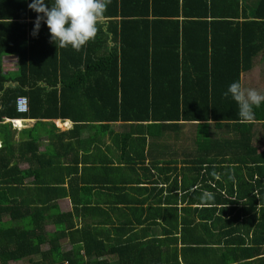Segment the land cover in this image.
I'll return each instance as SVG.
<instances>
[{
    "label": "trees",
    "instance_id": "obj_1",
    "mask_svg": "<svg viewBox=\"0 0 264 264\" xmlns=\"http://www.w3.org/2000/svg\"><path fill=\"white\" fill-rule=\"evenodd\" d=\"M9 2L19 5L22 17L25 10L36 16L28 7L31 0H0V8ZM48 2L50 7L52 0ZM105 17L95 41L79 52L57 47L42 21L40 39L33 37L29 51L33 68L21 71L20 87L0 96V264L24 259L29 264H87L80 250L87 255L107 246L92 239L90 226L75 227L71 213L57 209L56 199L67 195L61 186L65 175L54 179L45 169L51 173L61 162L38 151L36 134L31 142L16 143L4 118H68L73 128L96 120L150 118L163 122L156 125L160 133L180 127L181 120H211L236 137L222 140V151L231 142L230 151L237 152L222 158V164L236 158L241 164L228 178L249 184L246 194L264 201L259 191L264 188V158H251L256 151L252 122H264V104L254 107L253 121L241 122L237 103L224 95L264 55V0H111ZM21 25L0 21V52L26 54L20 41L16 45L20 38L13 44ZM22 38L28 40L26 33ZM23 95L29 108L18 113L15 101ZM22 160L28 168L19 167ZM48 223L53 231L45 230ZM65 241L71 248L64 249ZM43 244L48 248L42 249Z\"/></svg>",
    "mask_w": 264,
    "mask_h": 264
},
{
    "label": "crops",
    "instance_id": "obj_2",
    "mask_svg": "<svg viewBox=\"0 0 264 264\" xmlns=\"http://www.w3.org/2000/svg\"><path fill=\"white\" fill-rule=\"evenodd\" d=\"M25 11L22 17L15 2L0 8V17H4L0 21L22 23L13 44L20 38L16 45L21 42L26 49L25 55L0 52V96L20 87L21 71L33 68L35 62L29 51L35 45L31 33L37 13L34 17ZM25 33L27 41L22 38ZM35 38L40 39L39 34ZM259 57L243 73L256 71L254 81L245 86L242 74L241 84L264 92V69L260 74L254 69L264 65V55ZM14 119L18 124L14 125ZM1 122L10 123L16 143L31 142L36 134L38 151L61 162V168L51 173L45 169V175L54 179L65 175L61 186L67 195L56 199L57 209L70 212L75 227L90 226L92 239L107 245L92 248L90 255L80 250L87 264L94 260L95 264H264V201L246 194L252 189L249 184L238 182L236 176L228 178L241 164L237 158L222 164V158L237 153L230 151L231 142L222 151V140L236 137L234 132L216 127L214 121L181 120L180 127H165L161 133L156 125L163 122L150 118L96 120L81 128H73L71 119L59 117L38 120L31 115ZM262 124L252 122L254 159L264 158ZM209 149L212 151H206ZM221 164L229 169H222ZM19 167L26 169L29 163L22 160ZM240 170L245 174V167ZM205 191L214 199L202 200ZM259 191L264 200V188ZM45 225V229H55L52 223ZM43 245L42 249L48 248ZM62 246L71 248L66 241ZM100 251L103 253L97 254Z\"/></svg>",
    "mask_w": 264,
    "mask_h": 264
},
{
    "label": "clouds",
    "instance_id": "obj_3",
    "mask_svg": "<svg viewBox=\"0 0 264 264\" xmlns=\"http://www.w3.org/2000/svg\"><path fill=\"white\" fill-rule=\"evenodd\" d=\"M111 0H52L51 6L46 0H31L29 9L37 13L31 35H38L41 22L46 23L51 41L59 48L71 47L81 51L88 43L94 42L100 26L105 22V13ZM231 95L238 105L241 122L255 119L254 107L264 104V92L255 88H245L240 82L229 85L224 95ZM204 201L214 199L212 193L205 191Z\"/></svg>",
    "mask_w": 264,
    "mask_h": 264
},
{
    "label": "rangeland",
    "instance_id": "obj_4",
    "mask_svg": "<svg viewBox=\"0 0 264 264\" xmlns=\"http://www.w3.org/2000/svg\"><path fill=\"white\" fill-rule=\"evenodd\" d=\"M259 58H260V57H258L257 59H259ZM257 59H256V60H257ZM254 69H257L258 74H260V70L263 71V69H264V65L260 68V65L257 64V67L254 68ZM253 73H256V71H254ZM253 73H252V72H249V73H245V74H243L242 80H243V83H244L245 86H246V85H250V84H251V80L254 81ZM258 83H259V84H262L263 81L258 80ZM262 92H263V91H262ZM224 129H225V128H224ZM46 229H47V231H50L49 228H46ZM46 229H45V230H46ZM43 247H46V245H43ZM24 264H29V262L24 261Z\"/></svg>",
    "mask_w": 264,
    "mask_h": 264
},
{
    "label": "built area",
    "instance_id": "obj_5",
    "mask_svg": "<svg viewBox=\"0 0 264 264\" xmlns=\"http://www.w3.org/2000/svg\"><path fill=\"white\" fill-rule=\"evenodd\" d=\"M15 107H16V111L18 113H24L26 111H28V99L25 96H18L16 98L15 101ZM14 125L17 123L18 121L16 119L12 120ZM65 264H67V262H65Z\"/></svg>",
    "mask_w": 264,
    "mask_h": 264
},
{
    "label": "bare ground",
    "instance_id": "obj_6",
    "mask_svg": "<svg viewBox=\"0 0 264 264\" xmlns=\"http://www.w3.org/2000/svg\"><path fill=\"white\" fill-rule=\"evenodd\" d=\"M26 113V112H25Z\"/></svg>",
    "mask_w": 264,
    "mask_h": 264
}]
</instances>
